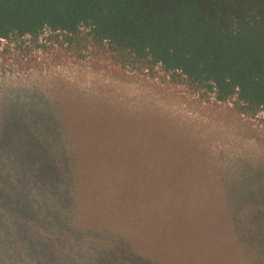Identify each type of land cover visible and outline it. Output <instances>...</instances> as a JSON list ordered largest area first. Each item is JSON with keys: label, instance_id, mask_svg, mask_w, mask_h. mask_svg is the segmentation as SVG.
<instances>
[{"label": "rangeland", "instance_id": "obj_1", "mask_svg": "<svg viewBox=\"0 0 264 264\" xmlns=\"http://www.w3.org/2000/svg\"><path fill=\"white\" fill-rule=\"evenodd\" d=\"M47 47L0 45V264H264V114Z\"/></svg>", "mask_w": 264, "mask_h": 264}, {"label": "trees", "instance_id": "obj_2", "mask_svg": "<svg viewBox=\"0 0 264 264\" xmlns=\"http://www.w3.org/2000/svg\"><path fill=\"white\" fill-rule=\"evenodd\" d=\"M3 41L101 55L264 114V0H0Z\"/></svg>", "mask_w": 264, "mask_h": 264}]
</instances>
